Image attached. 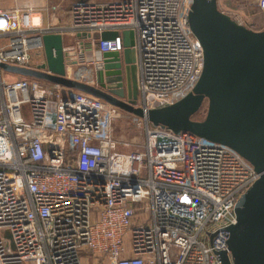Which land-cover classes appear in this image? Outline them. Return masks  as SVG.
Returning a JSON list of instances; mask_svg holds the SVG:
<instances>
[{"label": "built area", "instance_id": "1", "mask_svg": "<svg viewBox=\"0 0 264 264\" xmlns=\"http://www.w3.org/2000/svg\"><path fill=\"white\" fill-rule=\"evenodd\" d=\"M247 1L264 13V0ZM191 6L91 0L72 4L70 23L54 27L16 3L0 8V64L37 67L43 35L61 32L75 38L65 51L91 47L102 68L103 53L122 52L123 32L133 30L137 106L172 104L204 65ZM105 31L118 36L102 39ZM5 72L0 67V264H222L236 205L260 178L249 160L140 117L144 143L120 151L113 125L123 109L45 80L8 82Z\"/></svg>", "mask_w": 264, "mask_h": 264}, {"label": "water", "instance_id": "2", "mask_svg": "<svg viewBox=\"0 0 264 264\" xmlns=\"http://www.w3.org/2000/svg\"><path fill=\"white\" fill-rule=\"evenodd\" d=\"M91 0H75L86 4ZM189 24L204 49V65L194 88L178 101L144 109L139 95L133 30L123 32L124 49L102 55L93 84L68 75V66L85 59V50H64L61 32L43 35L45 61L35 68L1 63L4 71L45 80L99 97L176 133L191 132L226 144L249 160L260 178L240 197L222 264H264V29L256 30L220 9L218 0H192ZM86 36V33L82 34ZM105 31L102 39L115 38ZM207 104L206 116L195 115Z\"/></svg>", "mask_w": 264, "mask_h": 264}, {"label": "rangeland", "instance_id": "3", "mask_svg": "<svg viewBox=\"0 0 264 264\" xmlns=\"http://www.w3.org/2000/svg\"><path fill=\"white\" fill-rule=\"evenodd\" d=\"M14 6L16 0H12ZM71 1V2H70ZM97 1H109V0H97ZM18 3V2H17ZM54 3H61L63 6L72 5V0H50V5L45 8L44 12L52 14V6ZM220 8L232 16L238 22L252 27L254 29H264V13L260 11L257 5L247 0H218ZM71 7V6H70ZM40 14L41 9L34 7ZM52 10V11H51ZM64 42L75 43V39L70 35H65ZM40 61V57L35 55V62ZM84 62V61H81ZM99 68L94 63L85 62V65L71 67L68 70L69 77L78 78L93 84H97V71ZM20 75L15 73L5 72V79L8 82L17 80ZM207 104L195 115V119H203L206 116ZM140 119L137 116L122 110L120 115L116 118L113 128L114 136L118 143V150L129 152L141 147L145 141V132L141 125H139Z\"/></svg>", "mask_w": 264, "mask_h": 264}, {"label": "crops", "instance_id": "4", "mask_svg": "<svg viewBox=\"0 0 264 264\" xmlns=\"http://www.w3.org/2000/svg\"><path fill=\"white\" fill-rule=\"evenodd\" d=\"M73 2L75 0H72ZM18 2V3H17ZM71 2V1H70ZM16 3L20 6H32L33 8H39L41 9V15H42V24L44 26H54V27H60L65 26L70 23L71 17H70V9L72 5H66L63 6L61 3H54L52 6V14L44 12L45 8L50 5V0H17ZM73 4V3H72ZM14 7V3L12 0H0V8H12ZM263 28H259L257 30H261ZM70 37H73L70 35ZM74 38V37H73ZM75 39V38H74ZM69 44V43H67ZM94 60V51L91 47H88V50L85 51V59L84 62H80L78 65H85V62L93 63ZM73 66V67H75Z\"/></svg>", "mask_w": 264, "mask_h": 264}, {"label": "bare ground", "instance_id": "5", "mask_svg": "<svg viewBox=\"0 0 264 264\" xmlns=\"http://www.w3.org/2000/svg\"><path fill=\"white\" fill-rule=\"evenodd\" d=\"M34 18H35V22H36V21H38V19L40 18V15H39V14H37V15H35V17H34ZM98 67H99V66H98ZM70 68H71V67H69V69H70Z\"/></svg>", "mask_w": 264, "mask_h": 264}, {"label": "trees", "instance_id": "6", "mask_svg": "<svg viewBox=\"0 0 264 264\" xmlns=\"http://www.w3.org/2000/svg\"><path fill=\"white\" fill-rule=\"evenodd\" d=\"M221 9V8H220Z\"/></svg>", "mask_w": 264, "mask_h": 264}]
</instances>
